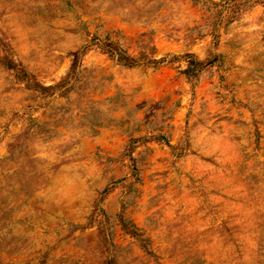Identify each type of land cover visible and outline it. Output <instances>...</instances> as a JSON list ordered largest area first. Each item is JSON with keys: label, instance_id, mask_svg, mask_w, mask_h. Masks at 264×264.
Segmentation results:
<instances>
[{"label": "rangeland", "instance_id": "obj_1", "mask_svg": "<svg viewBox=\"0 0 264 264\" xmlns=\"http://www.w3.org/2000/svg\"><path fill=\"white\" fill-rule=\"evenodd\" d=\"M0 264H264V0H0Z\"/></svg>", "mask_w": 264, "mask_h": 264}, {"label": "trees", "instance_id": "obj_2", "mask_svg": "<svg viewBox=\"0 0 264 264\" xmlns=\"http://www.w3.org/2000/svg\"><path fill=\"white\" fill-rule=\"evenodd\" d=\"M128 59H130V60H128ZM118 60H119L120 62L125 61L126 63H128V62H132V63L138 62V60H135V59H133V58H124V57H122V56H120V57L118 58ZM132 63H131V64H127V65H130V66H131Z\"/></svg>", "mask_w": 264, "mask_h": 264}]
</instances>
